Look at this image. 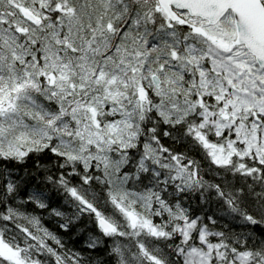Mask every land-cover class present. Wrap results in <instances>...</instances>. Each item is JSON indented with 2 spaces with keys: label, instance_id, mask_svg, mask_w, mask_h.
I'll return each instance as SVG.
<instances>
[{
  "label": "snow or ice",
  "instance_id": "6c2138e0",
  "mask_svg": "<svg viewBox=\"0 0 264 264\" xmlns=\"http://www.w3.org/2000/svg\"><path fill=\"white\" fill-rule=\"evenodd\" d=\"M0 264H264V0H0Z\"/></svg>",
  "mask_w": 264,
  "mask_h": 264
},
{
  "label": "trees",
  "instance_id": "16d2710c",
  "mask_svg": "<svg viewBox=\"0 0 264 264\" xmlns=\"http://www.w3.org/2000/svg\"><path fill=\"white\" fill-rule=\"evenodd\" d=\"M49 226H50V227H52V225H51V224H49Z\"/></svg>",
  "mask_w": 264,
  "mask_h": 264
}]
</instances>
